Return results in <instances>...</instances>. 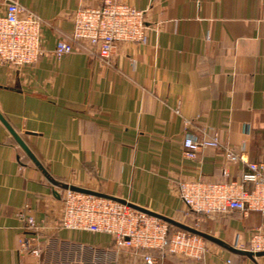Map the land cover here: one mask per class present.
<instances>
[{
  "label": "crops",
  "instance_id": "1",
  "mask_svg": "<svg viewBox=\"0 0 264 264\" xmlns=\"http://www.w3.org/2000/svg\"><path fill=\"white\" fill-rule=\"evenodd\" d=\"M15 1L41 17L44 54L26 69L0 65V113L42 167L0 119V264H147L144 250L116 248L110 234L57 228L65 184L195 221L240 250L259 234L253 252H263L264 213L195 216L179 184L237 179L247 161L264 160V0H118L145 10L148 38L120 43L108 63L72 39L77 10L104 0ZM62 38L74 50L57 59ZM214 133L242 161L226 165L214 148L186 158V135ZM22 213L44 226L40 257L20 248ZM204 239L201 259L157 264H264V254Z\"/></svg>",
  "mask_w": 264,
  "mask_h": 264
},
{
  "label": "built area",
  "instance_id": "2",
  "mask_svg": "<svg viewBox=\"0 0 264 264\" xmlns=\"http://www.w3.org/2000/svg\"><path fill=\"white\" fill-rule=\"evenodd\" d=\"M145 15V10L118 0H104L99 6L82 7L74 16L72 39L83 42L108 63L120 43L147 41ZM73 50V42L62 38L56 43L54 56L61 59ZM43 54L41 17L11 0L5 12L0 14V65L26 69L34 66ZM183 144L188 159H197L208 148L219 150L226 165L243 159L232 146L220 140L218 133L205 137L188 134ZM223 172L228 175L226 168ZM179 189L188 213L198 217L235 210L244 214L251 211L264 213V160L247 161L237 179L182 181ZM21 217L26 222L28 234L20 241V248L40 257L44 226L31 213H22ZM56 227L110 234L116 248L144 250L147 264H157L158 259L169 254L201 259L207 250L205 239L198 234L174 228L167 221L128 203L71 189L64 191ZM262 247L259 234H256L250 250L257 251Z\"/></svg>",
  "mask_w": 264,
  "mask_h": 264
},
{
  "label": "water",
  "instance_id": "3",
  "mask_svg": "<svg viewBox=\"0 0 264 264\" xmlns=\"http://www.w3.org/2000/svg\"><path fill=\"white\" fill-rule=\"evenodd\" d=\"M0 119L5 123V125L8 127V129L10 130V132L14 135V137L16 138V140L19 142V144L23 147V149L26 151V153L32 158V160L40 167L41 166V163L40 161L36 158V156L34 155V153L30 150V148L27 146V144L25 143V141L21 138V136L10 126V124L6 121V119L2 116V114L0 113ZM65 189H71V190H75V191H81V192H86V193H92V194H95V195H98V196H103V197H107V198H111V199H114V200H118V201H121L123 203H128L130 206L134 207V208H137L141 211H144L150 215H153V216H156V217H159L165 221H167L170 225L172 226H176L180 229H183V230H186V231H189L191 233H194V234H198L208 240H211V241H214L222 246H225L229 249H231L232 251L234 252H239V253H243V254H246L250 257L254 256V255H262L264 254V251L263 252H253V251H250V250H240V249H237L235 247H230L228 246L226 243H224L222 240H220L219 238H216L214 236H212L211 234H208L200 229H197L189 224H186L184 222H181V221H178V220H175L171 217H168V216H165L163 214H160V213H157V212H154L152 210H149L145 207H141V206H138V205H135V204H132L130 202H127L126 200H123V199H120V198H116V197H112V196H108L106 194H103V193H100V192H96V191H93V190H90V189H86V188H82V187H78V186H74V185H66L65 184Z\"/></svg>",
  "mask_w": 264,
  "mask_h": 264
},
{
  "label": "rangeland",
  "instance_id": "4",
  "mask_svg": "<svg viewBox=\"0 0 264 264\" xmlns=\"http://www.w3.org/2000/svg\"><path fill=\"white\" fill-rule=\"evenodd\" d=\"M190 223H192V226L194 227V225H195V224H194V223H195V221H190Z\"/></svg>",
  "mask_w": 264,
  "mask_h": 264
},
{
  "label": "trees",
  "instance_id": "5",
  "mask_svg": "<svg viewBox=\"0 0 264 264\" xmlns=\"http://www.w3.org/2000/svg\"><path fill=\"white\" fill-rule=\"evenodd\" d=\"M174 228H178V227L174 226ZM178 229H180V228H178Z\"/></svg>",
  "mask_w": 264,
  "mask_h": 264
}]
</instances>
